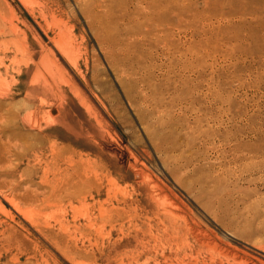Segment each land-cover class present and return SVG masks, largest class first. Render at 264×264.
<instances>
[{"label": "rangeland", "instance_id": "1", "mask_svg": "<svg viewBox=\"0 0 264 264\" xmlns=\"http://www.w3.org/2000/svg\"><path fill=\"white\" fill-rule=\"evenodd\" d=\"M160 3L0 0V264H264V0Z\"/></svg>", "mask_w": 264, "mask_h": 264}, {"label": "bare ground", "instance_id": "2", "mask_svg": "<svg viewBox=\"0 0 264 264\" xmlns=\"http://www.w3.org/2000/svg\"><path fill=\"white\" fill-rule=\"evenodd\" d=\"M159 1V2H158ZM160 1L161 0H154L153 2H147L146 0H138V3H139V5H141L142 6V13H143V19L144 20H146V21H152V20H154V19H160L161 17H160ZM160 3V4H159ZM137 8V7H136ZM140 8V7H139ZM138 9V8H137ZM152 9H155L156 11H154V12H156V16H155V18H154V14L153 13H149V11H151ZM142 16V15H141ZM141 19V18H140ZM2 84V83H1ZM10 95L11 94H4V95H2L1 96V98L2 99H7L8 97H10ZM9 111V113H8V119H9V122L13 125V122L14 121H16V119L18 118L16 115H15V113L13 112V111H10V110H8ZM17 117V118H16ZM25 120L29 123V124H31V121H30V118H25ZM3 121V120H2ZM5 123V122H4ZM8 123V122H7ZM6 124V123H5ZM7 125V124H6ZM8 127H10V125H9V123H8V125L7 126H5V128H8ZM4 128V129H5ZM13 129V128H12ZM19 140L22 142L23 140H24V138L22 137V136H20L19 135ZM21 187V186H20ZM16 187H14V189H15ZM25 189H26V187H25ZM18 190V189H17ZM27 190H29V191H31L30 189H28L27 188ZM27 190H24V191H26L27 193H29ZM20 191V190H19ZM18 191V192H19ZM23 190H21V192H22ZM52 191V190H51ZM32 192V191H31ZM31 192L29 193V195L31 196V195H33L34 193V191L32 192V194H31ZM27 193H24L23 192V194H24V196H26L27 195ZM36 193V192H35ZM22 194V193H21ZM26 194V195H25ZM38 194V193H37ZM28 195V196H29ZM34 197H35V195H33ZM37 197H35V198H38V195H36ZM49 196V195H48ZM3 197H5V196H2V198ZM39 199V198H38ZM45 199H46V197H45ZM4 200H5V202L7 203V205L13 210V211H15V212H20V208L18 207V205L15 203V201H14V199H12L11 197L10 198H7V197H5L4 198ZM36 200L37 199H35V202H36ZM42 201V200H41ZM43 201H44V199H43ZM46 202V201H45ZM43 204V203H42ZM4 208H2V210H3ZM4 211V210H3ZM5 212V211H4ZM9 213V212H8ZM10 215V214H9ZM6 216V215H5Z\"/></svg>", "mask_w": 264, "mask_h": 264}]
</instances>
